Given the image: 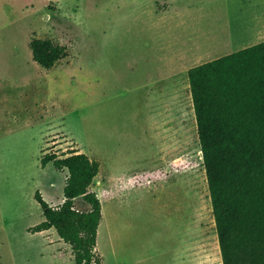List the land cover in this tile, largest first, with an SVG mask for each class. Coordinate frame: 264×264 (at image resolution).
Segmentation results:
<instances>
[{"label": "rangeland", "instance_id": "obj_1", "mask_svg": "<svg viewBox=\"0 0 264 264\" xmlns=\"http://www.w3.org/2000/svg\"><path fill=\"white\" fill-rule=\"evenodd\" d=\"M33 38L69 56L45 69ZM263 41L264 0H0V264H75L56 230L28 232L45 219L37 191L65 198L68 171L42 155L75 150L160 178L121 199L95 180L103 264H223L188 72Z\"/></svg>", "mask_w": 264, "mask_h": 264}, {"label": "trees", "instance_id": "obj_2", "mask_svg": "<svg viewBox=\"0 0 264 264\" xmlns=\"http://www.w3.org/2000/svg\"><path fill=\"white\" fill-rule=\"evenodd\" d=\"M33 59L45 69L69 56L50 38H33ZM223 264H264V41L188 72ZM68 171L64 202L54 207L37 191L44 221L28 232L55 229L75 264H103L97 251L102 200L92 191L101 161L75 150L41 157ZM82 198L86 210L76 207ZM107 198V197H106Z\"/></svg>", "mask_w": 264, "mask_h": 264}, {"label": "crops", "instance_id": "obj_3", "mask_svg": "<svg viewBox=\"0 0 264 264\" xmlns=\"http://www.w3.org/2000/svg\"><path fill=\"white\" fill-rule=\"evenodd\" d=\"M161 123H162L161 118L158 114L157 117H154V122H153L154 126L152 129H155L158 136L160 135V137H162V139L165 141V145L167 146L166 154L163 157V159L160 161L161 165L164 166L161 171L165 172L167 170L166 175L169 178V180H171L174 173L169 174V170H170L169 168L172 166V162L174 161V160H171V152H172L173 147H172L170 132L165 128L162 130ZM168 127H170V124H168ZM153 138H155V136H153ZM90 158L94 159V156L91 155ZM96 179H102L105 185V193L108 199L111 198L112 196H116L118 199L127 197L128 195L131 194L133 190L138 189V188H143L144 186H150V185L156 184L157 181L160 180V178H157V175L154 176L152 173L148 171L143 172L140 170H137V171L134 170L132 172L121 171L119 173V172H114L113 170H107L105 169L104 162L102 161H101L100 173ZM43 197L46 198L45 196ZM62 202L63 200L60 203ZM49 204L52 206H55L52 203H49ZM56 205H59V203ZM48 231H44L40 233L45 234ZM111 233L113 234L112 231Z\"/></svg>", "mask_w": 264, "mask_h": 264}, {"label": "bare ground", "instance_id": "obj_4", "mask_svg": "<svg viewBox=\"0 0 264 264\" xmlns=\"http://www.w3.org/2000/svg\"><path fill=\"white\" fill-rule=\"evenodd\" d=\"M252 17V16H251ZM256 20V19H255ZM263 23V22H262ZM259 28V27H258ZM262 28V27H261ZM105 209H106V207H105ZM104 221H103V223L100 225V227H99V232H98V239H99V241H98V249L99 250H101L102 252H104V253H106V255H108V250H107V239H108V234H107V230L106 229H108V227H106V229L105 228H103V224H104V222H105V220H107V218H108V214H107V211L105 210V214H104ZM111 242V241H110ZM112 245V244H111ZM113 247V246H112ZM116 248V247H115ZM109 249V248H108ZM113 249V248H112ZM111 251V250H110ZM115 252H116V249H115ZM118 252V251H117ZM110 254V253H109ZM118 256V255H117ZM107 257V256H106ZM116 257V256H115ZM110 259V258H109ZM123 263V262H122Z\"/></svg>", "mask_w": 264, "mask_h": 264}]
</instances>
